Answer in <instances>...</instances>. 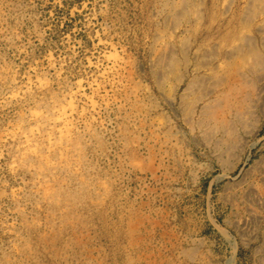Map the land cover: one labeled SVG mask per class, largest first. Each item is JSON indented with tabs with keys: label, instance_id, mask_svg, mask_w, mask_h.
Instances as JSON below:
<instances>
[{
	"label": "rangeland",
	"instance_id": "1",
	"mask_svg": "<svg viewBox=\"0 0 264 264\" xmlns=\"http://www.w3.org/2000/svg\"><path fill=\"white\" fill-rule=\"evenodd\" d=\"M0 264H264V0H0Z\"/></svg>",
	"mask_w": 264,
	"mask_h": 264
}]
</instances>
